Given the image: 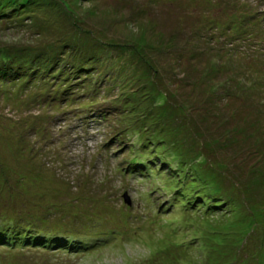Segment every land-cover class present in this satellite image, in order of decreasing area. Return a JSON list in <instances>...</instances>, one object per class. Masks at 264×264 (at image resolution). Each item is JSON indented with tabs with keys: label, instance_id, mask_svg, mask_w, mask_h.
<instances>
[{
	"label": "rangeland",
	"instance_id": "rangeland-1",
	"mask_svg": "<svg viewBox=\"0 0 264 264\" xmlns=\"http://www.w3.org/2000/svg\"><path fill=\"white\" fill-rule=\"evenodd\" d=\"M1 58L0 264H264V0H0Z\"/></svg>",
	"mask_w": 264,
	"mask_h": 264
},
{
	"label": "trees",
	"instance_id": "trees-1",
	"mask_svg": "<svg viewBox=\"0 0 264 264\" xmlns=\"http://www.w3.org/2000/svg\"><path fill=\"white\" fill-rule=\"evenodd\" d=\"M13 5H15L14 2H11ZM12 5V6H13ZM53 5H55L56 7L60 8V5H59V2H54ZM11 6V7H12ZM25 10V9H24ZM26 11V10H25ZM90 45V44H89ZM3 63V64H2ZM10 59H5V58H1V63H0V81H4V79H6L9 72L11 71L10 70ZM21 66L17 65L15 67V69H19ZM7 74V75H6ZM55 100V98H54ZM1 230V229H0ZM110 233L112 232L111 229L108 230ZM49 237L47 238L48 239V244H45V242L47 240H44V241H36V240H30V242H27L25 244L29 245V247H33L34 249H38V247L42 248V249H45L48 248V250H51L52 249V245H55L57 246L56 248L61 247L62 249H66L67 251H69V246H66L67 244H70V242H65L66 244H58L56 242L54 243H51L49 242L50 238H51V235H48ZM19 238H23L22 235H19ZM17 239V238H14V237H10V235L6 232H3V231H0V244H6L8 247H17V248H21L22 247V243H20V239ZM34 238V237H32ZM18 240V241H17ZM24 242V241H23ZM47 246V247H46Z\"/></svg>",
	"mask_w": 264,
	"mask_h": 264
}]
</instances>
